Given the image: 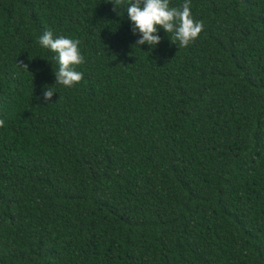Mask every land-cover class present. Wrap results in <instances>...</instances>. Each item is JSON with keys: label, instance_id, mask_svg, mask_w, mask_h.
I'll return each instance as SVG.
<instances>
[{"label": "trees", "instance_id": "16d2710c", "mask_svg": "<svg viewBox=\"0 0 264 264\" xmlns=\"http://www.w3.org/2000/svg\"><path fill=\"white\" fill-rule=\"evenodd\" d=\"M113 8L0 0V264H264V0H190L198 39L151 50Z\"/></svg>", "mask_w": 264, "mask_h": 264}, {"label": "clouds", "instance_id": "9594fccd", "mask_svg": "<svg viewBox=\"0 0 264 264\" xmlns=\"http://www.w3.org/2000/svg\"><path fill=\"white\" fill-rule=\"evenodd\" d=\"M117 7L125 6L128 20L131 22L133 35L139 34L135 41L136 46L148 45L154 49L160 42L158 35L160 29L172 34L171 42L184 48L193 44L203 30V24L192 18L190 0L181 7H170V0H109ZM39 45L55 54L58 62V71L54 73L55 84L71 88L83 79V73L77 71V67L85 63V58L80 51V41L65 36H54L52 31H45L39 37ZM23 70L28 71V65L23 61H17ZM29 72V71H28ZM55 90L52 87H44L42 100L48 104L51 102ZM41 99V97H37ZM4 126V120L0 119V127Z\"/></svg>", "mask_w": 264, "mask_h": 264}]
</instances>
